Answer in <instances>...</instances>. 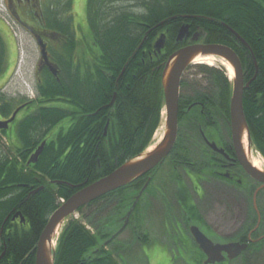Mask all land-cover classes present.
Returning a JSON list of instances; mask_svg holds the SVG:
<instances>
[{"label": "trees", "instance_id": "1", "mask_svg": "<svg viewBox=\"0 0 264 264\" xmlns=\"http://www.w3.org/2000/svg\"><path fill=\"white\" fill-rule=\"evenodd\" d=\"M118 1L126 2L87 0V29L80 28L81 36L74 15L69 14L74 0H50L42 8L43 26L58 35L56 46L50 49L58 75L44 70L37 93L41 104L55 102L57 106L42 105L20 122L21 147H6L0 137V264H36L38 240L62 200L154 142L164 111L162 63L177 49L175 37L185 23H190L193 32L202 29L204 42L231 46L242 61L246 82L255 76L244 92L243 104L254 147L264 157V0H135V5L117 6ZM228 27L251 47L257 73L250 50ZM159 32H167L169 43L159 55L162 62L151 63L148 51ZM5 59L0 37V73ZM192 68L190 78L186 74ZM231 91L224 66L201 63L187 69L181 80L175 151L193 157L192 149L182 146L186 136H197L200 123L206 126L213 114L229 119ZM0 94V112L6 117L17 103L26 101ZM193 102H202L204 107L185 113ZM65 120L67 127L62 123ZM44 141L38 161L29 165ZM146 176L80 208L81 220L68 218L55 264H116L107 251L93 252L100 240L86 223L98 229L102 239L111 235L114 221L130 208ZM19 213L24 221L15 219Z\"/></svg>", "mask_w": 264, "mask_h": 264}, {"label": "flooded vegetation", "instance_id": "2", "mask_svg": "<svg viewBox=\"0 0 264 264\" xmlns=\"http://www.w3.org/2000/svg\"><path fill=\"white\" fill-rule=\"evenodd\" d=\"M3 1L6 8L8 10H11L16 20L24 23L25 28L30 33H32L33 37L38 43L39 49L41 50L42 48L40 44L44 43L46 45L49 61L51 62L50 49L52 48V46H56L58 35L54 31L48 30L47 28H45V26H43V23L41 22V11L43 6L41 4L38 5V3L36 4V6L40 8V10L39 12H37V10L35 11L36 21L33 24H30L26 20L24 21L21 18V14L25 15L26 17L29 15L24 13L25 4L31 5L32 0ZM36 1L38 2V0ZM13 4H16V6L14 7ZM19 6H21V8H19ZM3 32L5 33L6 37L9 36L0 23L1 38V33ZM160 33L161 32H159L158 36L160 35ZM81 35L82 33L79 32V36ZM155 42L153 43L151 50L148 51V49H145V51L143 52V55H146V51H148L149 60L151 63H154V61L162 62V58L159 57L161 52H156L154 49ZM7 43L5 44L4 42L6 49L5 63L6 65H9L10 60L13 62L14 57L11 50L12 43L8 38ZM174 45L177 48L179 47L176 42L174 43ZM162 64L164 65V63ZM9 67L10 66H7L6 68L8 69ZM157 67L159 68L160 65H158ZM46 69H49V67L47 63L42 61L40 57V61L35 70L36 92L38 91L37 86L42 83L41 75ZM15 98L19 97L15 96ZM40 99V94L36 93L34 98H31L30 100L27 99L21 104L17 103L16 109L20 106H22L23 108L19 111L16 118L9 124L7 128L0 129L2 145L6 144L3 142H7V146L17 144V146L21 147L22 144L17 138V130L20 122L27 115L35 112L37 108L42 105L52 107L57 106V103L55 102L41 104ZM0 103L2 102L0 101ZM195 106H200L201 109L204 107L202 102H193L189 104L183 111L187 113ZM23 111L25 112L23 115H21ZM201 112L205 114L204 110H201ZM10 117L11 115L9 117H6L0 112V120H6ZM220 117L213 114L210 118L207 119V122L205 123L206 126L200 123L199 134L196 136L198 138V142L182 144V146L192 149L190 153L193 157H187V153H185V151H175L174 146L172 152L166 158L163 164L156 169V173L163 167L166 162L170 161L174 169L181 168L190 179L192 188L196 193V199H198L197 201L202 202L205 197H210L211 203L216 204L217 208L224 210L223 212L225 213L231 214L232 212V214L235 215H231V221L233 222L230 225L227 222H225L224 225L216 224L219 228H216L212 224L208 223L210 221H214L215 218L207 217L206 212L202 211L201 205H197L196 199L194 200V204L191 201L187 203L188 200L186 201V196L188 192L185 189L181 188L178 191V193H180L179 196H181L179 202L183 207V213L180 218L181 222L175 223V228L177 229L176 232H167V235L171 237V235L174 234L175 237L173 238H175V240H173L181 245L179 249L183 250V254L188 253L194 255L197 262L200 264H263L264 183L257 180L248 172L239 157V151L233 141L232 127L230 123V106L229 119L223 120L225 118ZM209 123H211L212 125L209 126ZM55 132L56 128L53 129L52 133ZM11 137L13 138V141ZM213 143H215V147L212 145ZM260 169L264 171V168ZM156 173L152 175L151 181L156 176ZM149 175H151V172L147 174L146 178ZM224 199L225 202L222 201ZM131 224L129 227H133L135 231L134 233L135 235H137V226L135 224L131 226ZM193 225L198 226L201 232H203L208 238H210L214 244H220V246H227L230 244H247V247L238 257L234 259H230L229 256L231 255V252L227 251L224 248L221 249L220 252L215 251L213 254V259H215V261L207 263L209 258L208 255L204 250L201 249L191 232V226ZM118 239L119 238H117V240ZM140 239L145 242L149 240L147 236L141 237ZM107 240L108 239L104 237L103 242ZM113 244L114 242L110 245ZM156 244H158V242ZM188 244L194 245L195 249H193L192 251V248L190 249L188 247L189 251H187L185 247Z\"/></svg>", "mask_w": 264, "mask_h": 264}, {"label": "water", "instance_id": "3", "mask_svg": "<svg viewBox=\"0 0 264 264\" xmlns=\"http://www.w3.org/2000/svg\"><path fill=\"white\" fill-rule=\"evenodd\" d=\"M163 24V23H162ZM233 31V30H232ZM233 33L241 41V43L250 50L253 61L258 70L257 60L249 44L237 34ZM203 31H192L190 23H185L180 27L176 36V44L180 45L190 40V44L182 46L169 55L164 64L161 75V84L164 94V115L161 127L164 128V134L156 143L155 141L143 152L125 161L122 165L116 168L111 173L101 177L100 179L81 187L71 197L58 206V208L49 217L46 227L44 228L38 243L36 245V264H55L56 251L58 241L62 233L65 222L69 217L74 215L80 208L85 207L96 199L106 195L107 193L125 187L135 180L154 172L172 152L179 134V103H180V86L181 80L188 67L196 63V60L204 57H215L225 60L233 69L231 76L232 91L230 98V123L232 127L233 141L239 151V157L243 162L248 172L257 180L264 183V171L254 163L252 149L253 141L251 131L247 122L244 111V92L249 88L255 76L245 82V71L242 61L237 52L229 45L223 43H203L201 38ZM167 43V35L161 33L156 40L154 49L156 52H162ZM42 47V61L46 62L50 71L54 76L58 75V69L51 64L48 58L47 48L44 43ZM255 73V75H256ZM22 107L16 109L12 117L8 120H0V129L7 128L12 122ZM160 127V128H161ZM46 141H44L31 155L28 164L36 163L41 155ZM154 144V145H153ZM215 147V143L212 144ZM152 175H149L145 185L134 196L132 204L127 212L120 218L114 221V224L119 223L115 228L114 233L105 242L93 251L98 252L103 246L108 245L112 240L119 236L128 226L131 216L141 198L144 191L148 187ZM61 184L62 182L57 181ZM72 187H74L72 185ZM42 189V187H41ZM40 189L31 192L35 194ZM18 216V215H17ZM24 221V218H22ZM191 232L202 250L208 255V262H214L213 254L215 251L220 252L221 249H226L231 252L230 259L238 257L247 247L246 245H221L214 244L198 226H191ZM2 256H0L1 258Z\"/></svg>", "mask_w": 264, "mask_h": 264}, {"label": "rangeland", "instance_id": "4", "mask_svg": "<svg viewBox=\"0 0 264 264\" xmlns=\"http://www.w3.org/2000/svg\"><path fill=\"white\" fill-rule=\"evenodd\" d=\"M49 1L38 0L37 2L36 0H32L31 5L25 4L24 13L29 15L26 17L25 15L21 14V18L24 21L26 20L28 23L33 24L36 21L35 11L37 10V12H39L40 10V8L36 6V4H41L44 7L48 4ZM125 1V3H123L122 1H118L117 6L135 5L136 2L135 0H131L130 2H128L129 0ZM86 4L87 0H74L73 9L71 12H69V14L71 13L72 15H74L75 26L77 27L78 32L81 31L80 28L83 30L87 29ZM13 6L15 7L16 4H13ZM19 8H21V6H19ZM0 16H2L4 19H7L9 23H7L8 28L10 29V31H12L10 32V34L12 36L15 35V37H9V40L12 43L11 50L14 57L13 70L11 71V75L9 78H7L5 83H2L4 86L0 84V93H3V95L7 97L16 96L19 98L22 97L24 100H30L31 98H34L37 93L35 84V70L41 57L38 43L33 37L32 33H30L25 28L24 23L16 20L11 10H8L6 8L3 0H0ZM168 43L169 38H167V44ZM198 63L199 62H196L195 64ZM220 64V62H215L212 65ZM194 71V68H192L187 72L186 75L189 74V77L191 78V73H194ZM229 75L231 76L232 74H230L229 72ZM24 112L25 111H23L21 115H23ZM62 123H64L63 126L67 127L69 121L65 120ZM163 134L164 128L161 127L154 136V144H156L161 139ZM196 142H198V138L193 135V133H189V135L186 136L185 144ZM3 143L7 144V142ZM5 146L7 147V145ZM252 155L254 162H258V166L260 168H264L263 155L258 153L255 149ZM147 180L148 178H146V181ZM181 188L185 189L188 192L186 196V201L188 200L187 203L191 201L194 204L196 193L192 188L190 179L181 168L174 169L170 161L166 162L163 167L156 173V176L144 191L135 208V211L133 212L132 221H130L132 223L131 226L133 224L137 226V235H135L134 233V228L129 227L124 230L113 247L110 245L111 243L103 246V249H106L105 251H107V254L112 255L116 264H200L197 262L194 255L188 253L183 254V250L179 249L181 245L174 241V234L171 235L172 238L167 235V232H176L177 229L175 228V223L181 222L180 218L183 213V207L179 202L181 196H178L177 199V195H180L178 191ZM197 200L198 199H196V201ZM222 201L225 202V199ZM197 205H201L202 211L206 212L207 217L215 218L214 221H210L208 223L212 224L216 228H219L217 226L218 224L224 225V223L227 222L230 225L233 222L231 221V219L232 216L235 215H233L232 212L231 214L225 213L223 212L224 210L217 208L216 204L211 203L210 197H205L202 202L197 201ZM74 218H78L81 220L82 215L77 212L74 215ZM116 219H118V217ZM66 223L67 221L65 222V225ZM86 225L87 228L94 233V235L98 236L100 240L99 243L101 244L102 238L100 236L99 230L94 229L88 223H86ZM114 225L117 227L119 223H113V226ZM145 235L149 238L146 243L143 242L142 239H140ZM157 242L159 245L156 244ZM118 246L120 248L115 250ZM188 247L190 249L192 248V251L193 249H195L194 245L188 244L185 247L187 251H189Z\"/></svg>", "mask_w": 264, "mask_h": 264}, {"label": "bare ground", "instance_id": "5", "mask_svg": "<svg viewBox=\"0 0 264 264\" xmlns=\"http://www.w3.org/2000/svg\"><path fill=\"white\" fill-rule=\"evenodd\" d=\"M228 29L233 33V31H235L234 29H231V28H229L228 27ZM180 30V29H179ZM233 30V31H232ZM237 34H239L237 31H235ZM177 34H178V32H177ZM177 34H176V36H177ZM233 35H235L234 33H233ZM240 35V34H239ZM235 37L237 38V36L235 35ZM176 38V37H175ZM238 39V38H237ZM196 62H199V63H202V62H207L208 64H210V65H212V64H214L215 62H220L222 65H225L226 67H227V69H228V71L230 72V74H233V69H232V67L230 66V64L228 63V62H226L225 60H222V59H219V58H215V57H204V58H199L198 60H196ZM187 71V70H186ZM185 71V72H186ZM115 97H116V95L114 96V99H113V101L111 102V104H113L114 103V101H115ZM12 115H13V112H12V114H11V117H12ZM39 147V146H38ZM37 147V148H38ZM45 147V146H44ZM258 163V162H257ZM256 162H255V165H257L258 166V164H257ZM42 188H43V186H41ZM41 187H39V188H37V189H41ZM71 187H72V185H71ZM37 189H35V190H37ZM34 190V191H35ZM18 215V216H17ZM16 216H15V219L16 218H18V217H21V221H22V218H24L20 213L19 214H17Z\"/></svg>", "mask_w": 264, "mask_h": 264}, {"label": "crops", "instance_id": "6", "mask_svg": "<svg viewBox=\"0 0 264 264\" xmlns=\"http://www.w3.org/2000/svg\"><path fill=\"white\" fill-rule=\"evenodd\" d=\"M9 60H10V58H9ZM9 68H8V73L5 75V77H3L4 79H7V77H8V75H9V73H10V71L12 70V68L11 67H13V62L10 60V62H9ZM2 78V79H3Z\"/></svg>", "mask_w": 264, "mask_h": 264}]
</instances>
